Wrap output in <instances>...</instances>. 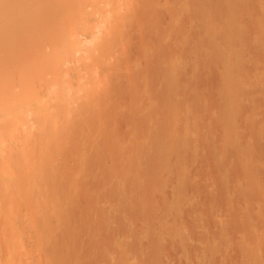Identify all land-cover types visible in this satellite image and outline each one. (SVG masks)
Here are the masks:
<instances>
[{
  "label": "rangeland",
  "instance_id": "obj_1",
  "mask_svg": "<svg viewBox=\"0 0 264 264\" xmlns=\"http://www.w3.org/2000/svg\"><path fill=\"white\" fill-rule=\"evenodd\" d=\"M98 1L65 19L80 62L33 66L73 67L33 78L52 138L0 139V264H264V0Z\"/></svg>",
  "mask_w": 264,
  "mask_h": 264
},
{
  "label": "bare ground",
  "instance_id": "obj_2",
  "mask_svg": "<svg viewBox=\"0 0 264 264\" xmlns=\"http://www.w3.org/2000/svg\"><path fill=\"white\" fill-rule=\"evenodd\" d=\"M89 1L90 0H0V16H1V18H0V34L2 35V37L0 38V51L5 46V43L10 44L12 47V54H13L12 57L14 58V54H17V57H15L14 60L17 59L16 61H18V57L20 59H22V58L26 59V62H24L23 64H18V63L16 64V62H14V60H13L11 63L12 67H10V68L7 67L8 65L2 66V67L0 66V139H4V137L6 135L8 136L7 133L9 132L8 131L9 129H7V128L12 126L11 124H13L14 122L16 124H27L28 121H32V118L34 119L33 120L34 123L39 124L38 129L40 130V132H42V133L39 132V134L37 133V136L40 134L41 135L43 134L42 136H45L44 133H47V132H45L47 127L51 124L50 122L54 121V119L56 117H54V115H51L50 113H48L49 109H47L44 104H38V103L42 100V97L43 98L50 97L55 93L56 95H59V98H61L63 96V94L60 95L59 94L60 89H56V90H54V93L52 95L45 96L46 94L44 93L45 95L43 94L44 95L43 96L41 93H40L41 95H38L36 93V91H34V90H36V88H37L38 92L41 91V89H40L41 86H39V87H37V86L41 82H43V80L41 79L42 77H43V79L44 78L46 79V77L49 76L46 81L50 82L49 80H51L50 77L52 76V78H55L54 79L55 83H53V84L57 85L61 80L65 79L67 76H69V74L66 76L65 73H68V72L71 73L73 70L71 72H70V70L73 69V67L69 68L68 71L66 69V72L64 73V70L63 71L57 70L55 68H53V70H51L52 68H50V69L47 68L48 70H46V67L42 68V70L41 69H33V66L35 64H37L38 61H39L38 63H40V61L43 63V62H47L49 60L60 61L62 64H66V63L68 64L69 62L72 63L73 60H75V62H78V61L80 62V59H78L79 58L78 53L81 52V46H82L81 43L83 44L84 42L79 41L78 37L76 38L75 34H76L77 30L76 29H75L76 31L72 30V29H74L75 23L74 24L68 23V22H66L65 19H67L68 17L73 16L75 14H78V13H84L86 10V5L89 3ZM93 2L95 3V2H99V1L93 0ZM13 4H18L19 6L17 7V5H16V7H13ZM7 5H9V6L12 5V6L9 7ZM110 10H114V9L112 8ZM51 11H61V13H62L61 17H58V18L52 17L51 18L49 16ZM110 12H112V11H110ZM5 15H9L11 17L8 19L3 18V16L5 17ZM54 16H55V14H54ZM60 21L63 22L64 24H66V26L64 28L61 39L57 38L58 40H60L61 43L55 44L54 38H56V37L54 35H52L51 32L46 30V27H48L51 24L53 25V24L60 22ZM24 23H27V24H24ZM123 25H125V24H123ZM72 31H75V32H72ZM77 33H79V32H77ZM145 38H146V36H145ZM38 40H40L42 42L40 44V47L38 46L35 48L34 47L35 44L33 42H35V41L37 42ZM146 42H147V40H146ZM145 46H146V44H145ZM41 47L44 49H45V47L46 48L49 47L50 51L49 52L43 51L44 53H42V50H44V49H42ZM28 48H29V50L31 48L32 49L34 48L33 49V53H34L33 55L27 54V52L29 51ZM90 48L91 47H89V49ZM24 49H26V50H24ZM89 49H87L88 50V51H86L87 53L90 52ZM126 50H127V48H126ZM1 52H3V50ZM77 54H78V58L76 57ZM120 61H122V60H120ZM127 63H126V65H127ZM121 64H122V62H121ZM123 64L125 66L124 60H123ZM118 69H121V68H116L114 70H118ZM115 72H118V71H115ZM143 72H144V70H143ZM45 73H50V74L49 75L47 74L48 76H46ZM58 73L62 74V76L59 75ZM64 74H65V76H64ZM36 76H37V78H38V76L40 77V80H41L40 83L38 82L39 79L38 80L35 79V81H37L38 83H34L35 81L33 78H35ZM143 76H145V75L143 74ZM29 77H31L33 79L32 80L30 78L31 82H29V83H32V81H34L32 83L34 85V87H32V84L30 85L32 88L28 85L29 83L27 82V81H30ZM60 77H63V78H61L59 81ZM74 77H75V75H74ZM45 79H44V81H45ZM52 81H53V79H52ZM47 82H44L47 84V87L51 86L50 83L48 85ZM35 84H37V85H35ZM46 84L42 85V86H44V87H41L42 90L45 89ZM16 88L18 90H16ZM33 88H35V89H33ZM65 89H70V87L69 88L66 87ZM126 89H129V88H126ZM130 89H131V87H130ZM1 98H2V100H1ZM57 100H59V99H57ZM29 108H31V109H29ZM18 110L20 111L19 113H18ZM37 111H39V112H37ZM53 117H54V119H53ZM41 135H40V137L38 136L40 139H41ZM47 135L52 138V135H50V133H47L46 136ZM67 135H68V133H67ZM67 135L64 134V137H63L65 142L69 141V139L67 140V138H66ZM27 138H30V137L28 136ZM44 138L42 137V142H43ZM54 138H55L54 140L57 139L55 141L56 142L55 144H57V142H58V144H60L59 141L60 142L64 141V140L62 141L63 138L61 139L60 137H56L55 135H54ZM47 139L53 141V143L52 142L50 143L48 141L47 143H49V147L47 145L46 149H50L51 145L55 146L54 140H52L50 138H46L44 140H47ZM45 142H43V143H45ZM45 153L47 154L46 150H45ZM2 158L3 159L0 160V193H2V191H4V190H7L10 194H6L9 196H6V195L1 196L0 195V198L3 199L4 202H6L8 199L12 198L11 195H13V193L11 192L12 191L11 185H13L14 183H12L13 180L9 179V175H11V173H9L7 171L8 170V168H7L8 163H6L7 157H2ZM8 159H11V158H8ZM11 166L9 168H11ZM10 170H12V168ZM20 186L25 188L26 190H29L28 185L24 184L23 182L20 184ZM166 211H169V210H166ZM171 211H173V210H171ZM175 212L172 216H175ZM170 214H171V212H170ZM166 215H168V214H166ZM172 216H170V217H172ZM255 229H257V228H255ZM40 233L41 232L39 231V234ZM257 234L258 233L254 234V238H256Z\"/></svg>",
  "mask_w": 264,
  "mask_h": 264
}]
</instances>
